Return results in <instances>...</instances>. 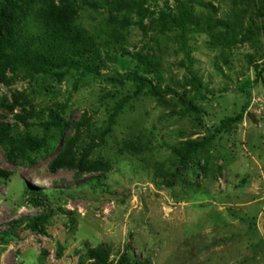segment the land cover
I'll use <instances>...</instances> for the list:
<instances>
[{"label": "rangeland", "instance_id": "obj_1", "mask_svg": "<svg viewBox=\"0 0 264 264\" xmlns=\"http://www.w3.org/2000/svg\"><path fill=\"white\" fill-rule=\"evenodd\" d=\"M29 2L17 3L29 9L12 27L34 37L41 34L38 10L58 0ZM76 3L74 23L97 44L102 78H86L74 90L76 72L58 80L7 69L0 81V129L8 138L43 139L53 150L14 164L0 144V170L7 173L0 178V264H92L84 255L96 248L107 264L123 257L141 264H264V73L256 71L264 65V0ZM18 11L9 7L15 17ZM131 74L150 80L157 94L136 95ZM247 94L243 120L181 167L182 145L238 115ZM58 105L66 106L61 117L68 125L47 133L42 125ZM87 148L88 162L110 168L52 170L58 154L77 162ZM29 189L38 191L42 207L31 205ZM42 214H50L46 236L14 224Z\"/></svg>", "mask_w": 264, "mask_h": 264}, {"label": "trees", "instance_id": "obj_2", "mask_svg": "<svg viewBox=\"0 0 264 264\" xmlns=\"http://www.w3.org/2000/svg\"><path fill=\"white\" fill-rule=\"evenodd\" d=\"M30 0H1L0 3V81L6 82L5 72L10 69L13 75H19L21 71L29 73L30 76L51 77L58 80L63 79L71 72L78 73V79L73 84V89L77 90L79 83L86 78L100 79L102 76L99 72V65L101 64L100 51L97 49V44L93 38L86 35L74 23L76 19V5L77 0H58V4L51 3L48 7L37 12V22L41 27V34L37 36L28 37L21 33H15L12 27V22L19 23L20 16L27 13V8L18 6V2H24L26 5ZM85 3V0H83ZM125 4V1H123ZM8 5V6H6ZM9 7L18 9L19 13L15 17L9 12ZM131 7V6H128ZM21 14V15H20ZM144 16L141 15V22ZM172 23L177 24L176 20ZM139 64H142L144 69H149L152 63L139 55H134ZM257 75L260 77L264 73V65L256 67ZM126 79L136 84L135 94L142 92H149L156 95V88L150 80L138 74H131L126 76ZM249 94H247V98ZM128 101V98H123L117 104L113 115L109 117V124L113 123L114 116L122 109L123 105ZM249 98L246 100L238 115L222 120L214 129V132L199 141L185 142L182 148L177 151L179 164L185 168L189 163L191 157L197 152L203 150L210 145L212 141L221 135L229 126L240 123L243 120L244 114L249 107ZM66 109L65 105H58L54 109L49 110V121L42 126L48 133L52 129L63 130L68 125L61 117ZM190 111H196L195 108L189 107ZM18 120L24 123L21 117ZM110 126L100 136V143L103 142ZM0 144L7 145V158L10 162L16 163V160L23 159L27 153H34L43 150L45 155L50 156L53 152L45 140H37L35 138H8L6 132L0 129ZM98 147V144H94ZM92 148V146L90 147ZM90 149H83L79 155V160L76 162L74 155L58 156L52 161V170L59 168H69L79 171L81 174H92L97 172H105L110 168V165L102 162L90 163L87 161V155ZM180 171V170H179ZM7 173L0 170V178H6ZM176 174L172 175L173 180L169 182L167 187H173ZM36 190V189H35ZM30 203L33 207H42L37 197L38 191L29 189ZM50 214H42L33 218H23L15 222V226L24 223L25 229L39 236L47 235V223ZM41 260L46 257V251H41ZM92 264H107L106 252L101 248L89 249L84 255ZM82 258L79 260L81 264ZM117 264H141L139 262H129L124 257L121 258Z\"/></svg>", "mask_w": 264, "mask_h": 264}]
</instances>
